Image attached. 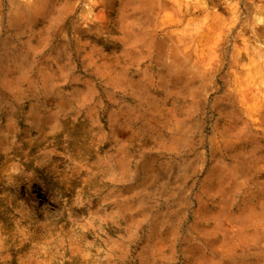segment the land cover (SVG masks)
Listing matches in <instances>:
<instances>
[{"label": "rangeland", "instance_id": "374dc122", "mask_svg": "<svg viewBox=\"0 0 264 264\" xmlns=\"http://www.w3.org/2000/svg\"><path fill=\"white\" fill-rule=\"evenodd\" d=\"M35 1L0 0V61L12 63L11 58L2 56L9 47L24 51V41L30 33L12 26L8 17L22 5ZM147 1L155 8L149 20L141 21L134 29L160 43L167 57L165 63L173 64L169 55L181 51L179 62H184L187 76L195 77L198 96L192 99L146 86L152 95L146 102L130 88L119 86L117 90L125 93L115 94L120 99L115 106H123L119 124H125L129 133L118 137L116 145L107 139L97 142L98 130L108 127L107 109L113 94L103 78L93 76L90 67L83 65L81 55L91 53L100 63L101 58L121 52L115 39L119 36L115 10L119 1L114 0V8L109 10L98 0H54L62 10L61 18L43 29L42 20L33 24L43 37L40 41L37 35L31 37L37 46L32 59L45 60L48 68L57 72L56 85L65 92L72 90L71 86H90L89 98L101 104V115L96 122L90 120L86 108L78 107L77 100L54 115L58 98L52 94L29 93L15 99L0 90V128H10L14 134L9 152L0 153V264H139L137 255L151 223L164 235L170 234L174 243L150 264H184L182 248L190 235L203 178L217 159L234 163V155L240 151L248 157L250 167L246 162L242 182L233 187L227 203L216 198L222 224L238 228L229 218L238 216L242 198L253 183L264 181V122L257 125L252 117L253 100L264 97V0ZM101 15L106 16L105 23L98 19ZM139 49L150 50L145 43ZM151 50L157 53L155 48ZM159 63L155 57L141 55L127 65L126 75L139 82V70L150 68L156 79ZM175 65L172 69L177 68ZM197 68L202 70L198 77L194 74ZM37 106L48 122L29 119L30 109ZM167 107L174 110L175 116L185 117L184 125L178 128L156 111ZM139 114L141 119H136L134 116ZM251 133H256L253 144L246 138ZM107 154L123 164L116 181L105 177L97 163ZM161 168L168 172L167 177ZM148 169L150 178L144 174ZM113 191L132 207V212L122 215L118 225L98 217L91 219L89 212L100 208V198ZM251 206L246 213L258 211L260 215L252 219L254 224L249 222L239 228L251 233L258 230L257 237H264V211L254 203ZM113 241L117 248L109 262L105 254ZM248 244L249 254L231 259L228 264H264V248L252 246L251 241Z\"/></svg>", "mask_w": 264, "mask_h": 264}, {"label": "bare ground", "instance_id": "6f19581e", "mask_svg": "<svg viewBox=\"0 0 264 264\" xmlns=\"http://www.w3.org/2000/svg\"><path fill=\"white\" fill-rule=\"evenodd\" d=\"M98 1L102 2L107 8H109V10L114 8V0H98ZM118 1H119L118 5L115 10L117 14L116 21H117V26L119 30V36L116 37L115 39L121 45V48H122L121 52L115 56L101 58L100 63H98L94 59L91 53H83L81 55L83 65L90 67L91 74L93 76H98V77L103 78V80L107 84L106 87H108L111 91V94H113L109 98V100H111V103L108 104L109 109H107L108 127L106 129L100 128L96 134L97 142L102 143L104 140L107 139L111 145H116V141L118 137H124L125 135H128L129 133L125 124L123 123H122L123 125L119 124L120 115H121L123 106L122 105L120 107L115 106L116 103L119 102L120 100L119 98L115 96V94L117 95L119 92L125 93L123 89L122 91H119L121 89L117 90L119 86L130 88L133 94H135L140 100H144L146 102L150 101L152 97V95L148 91L149 88H147L146 86L155 87V88L161 87L166 92V94H178V95L183 94V95L189 96L192 99L198 96L196 93L195 84L193 82L195 77L193 76L194 78H192V77L187 76V73L185 72V69H184V62H179L180 61L179 54L181 51L177 53H176V50H175V53L172 51L170 55L168 53V55L171 58H173V62H172L173 64L165 63L167 57H165L163 53L161 52V47L159 46L160 43L159 44L156 43V41L153 40V38L151 39L149 37L148 39L147 38L148 34H141L140 32L134 29V26L136 24L140 23L143 20L146 21V19L150 17L149 14L152 13L153 8H155V6L153 5L154 7H152V4H150L147 0H118ZM61 13H62V10L59 7V4L57 5L56 3H54V0H37L30 5H22V7H19L17 10H15L9 15L8 21L11 23V25L14 27H19L20 29H24L25 33L26 32L30 33V37H28L24 41L25 48L23 52H18L14 47H9L7 53L2 55L4 58L5 57L11 58L12 60L10 61L12 63L7 64V62L9 61L7 59L5 60L2 59L0 61L1 63L0 90L10 93V96L15 99L18 98L19 96L21 97L22 95H27L29 93L39 94L40 92H42L44 93V95L52 94L53 96L58 98V101L56 103L57 109L54 112V115L61 114L63 109L67 107L68 104H70L74 100H77L78 107L86 108L87 116L90 118V120L96 122L98 117L101 115L100 114L101 112L99 111V109L101 108V104L100 103L94 104L93 102H91V99L89 98V96L90 94H92V88L90 86L89 87L87 86L86 89H83V88L81 89L76 86H71L70 88L72 90L65 92L64 90H61V88L58 85H56L55 77L57 75L56 74L57 72L52 69H49L48 63L45 60L35 62L36 60L34 61V59H32L34 54L37 51V46L34 44V40H32L31 37H33V35L34 36L37 35L38 41H40L43 37L42 31L40 30L35 31L33 29V24L36 23V21L42 20L44 25L41 27V29H43L51 21L57 18H61L60 17ZM98 19L101 21V23L106 22V16L104 15L99 16ZM149 35H151V33ZM141 43L148 44L150 50L147 52L139 51L140 50L139 45ZM151 48H155L157 50V53H153ZM209 49H211V46H209ZM141 55H145L146 57L151 56L152 58L155 57L156 59L160 60L161 63H159V65L161 68L160 70H158V73H157L158 75L156 79L155 77L151 76L150 68H145V69L143 68V70L142 69L139 70V73H138L139 82L135 80L137 82L136 83L132 81L131 77L129 78L126 75V67L128 64L131 63V61L135 60ZM183 56H185V53H183ZM174 65L177 67L176 69H172ZM201 73H202L201 68H197L196 70H194V74L196 75V77H198V75H200ZM86 85L88 84L86 83ZM252 107H254L252 110V113L254 114L252 115L254 123L259 125L261 121L264 122V97L263 95L261 98H257V100L255 99L253 100ZM156 111H158V114L162 116V118L164 117L170 120L171 123H174L178 128L179 126H181L182 124L184 125L185 123V117L181 118L177 116V114L175 116L174 110L171 109L170 107L160 108L159 110H156ZM28 116L31 121H35V122L43 123L44 121L47 120V116L41 114V111L39 110V106H37V109L35 107H32L29 111ZM134 117L136 119H141L142 114L136 115ZM163 125L165 126V123ZM52 126L56 128L58 127L57 124H53ZM154 127H155V124H154ZM223 130L225 131V128L221 129V131ZM255 131L258 132V127L255 129ZM182 135H185V134H182ZM13 138H14V134L10 128H7V129L0 128V153L9 152L10 147L13 143ZM246 138L249 140V144H253L256 141V133H253V134L251 133L247 135ZM127 139H129V136L127 137ZM173 140H172V143H175L176 140L174 141ZM163 145L165 144L163 143ZM172 147H173V144H172ZM239 152L234 155V157L236 158V162L234 163H226L223 158L217 159L215 163L208 168L206 175L203 178V181L201 183L198 196H197V208L194 211L195 218L189 227L190 235L188 238L185 239V245L184 246L182 245L183 246L182 254L184 256V264H228V262L231 259H235L238 256H242L245 253L249 252L251 246L248 243L250 241L253 242L252 246L253 245L255 246L257 244L260 248L262 249L264 248V245L260 244L261 241L264 242V237L263 236L260 238L257 237L258 230L256 232L253 231L251 233V232H242L239 228L242 224H247L249 222H252L251 224H254L252 219L255 218V216L257 217L258 215H260L257 210H256L257 213H254V214L246 213L247 210H252L251 204L254 203L258 205L259 208L264 211V181L253 183V186L249 189V191H247L246 195H244L242 198L241 209L239 211L240 213L238 214V216L229 218L231 219V222L233 223L234 227H238V228H227L228 226L227 227L225 226L226 223L222 224V220L219 214V211L221 208H219L218 206L219 203H217L216 198L217 197L221 198L220 203L222 202L223 204L227 203L228 198L234 191L233 187L237 188V186L241 184L242 182L241 179L243 178V176L241 177V173L243 172L244 169H246V166L244 167L246 162L248 164V157H246L245 155H242ZM97 163L98 165H100L101 168H103V173L105 174V177H107L109 180L116 181L121 177V173H122L121 165L123 164H121L122 162L120 163L119 159H117L116 156H113L112 154H107L102 158H98ZM148 170L144 174L147 175V178H150L151 176L149 175L150 170L149 171ZM161 170H162V175L167 177L168 172H166L164 168H161ZM99 207L100 208H96V211L89 212V214L93 215L91 219L98 217L103 222L107 224L109 223L111 225H118L119 219L120 217H122V215L132 212V207H129L124 201L120 200L114 191L100 198ZM213 208H215V210ZM226 219H228V217ZM192 234H194V236H192ZM173 243H174V239H170V234L164 235V231H161V229H159L155 223H151L150 229L148 230L145 237L143 238L141 249L137 255L139 259L138 261L139 264H150V262L151 261L153 262L156 257L158 256L162 257L166 252L170 250V248L173 246ZM116 248H117L116 241H113L112 244L111 243L108 244V251L105 254V257L107 260H109V262H111V259H112L111 257L116 253Z\"/></svg>", "mask_w": 264, "mask_h": 264}]
</instances>
